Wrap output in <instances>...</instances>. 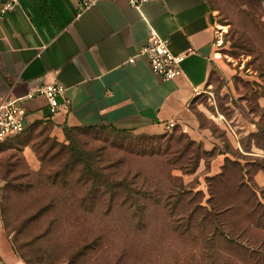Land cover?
<instances>
[{
  "label": "rangeland",
  "instance_id": "1",
  "mask_svg": "<svg viewBox=\"0 0 264 264\" xmlns=\"http://www.w3.org/2000/svg\"><path fill=\"white\" fill-rule=\"evenodd\" d=\"M207 2L222 44L190 128L56 135L36 123L0 144V226L20 259L264 264V0ZM212 216L236 242L215 240Z\"/></svg>",
  "mask_w": 264,
  "mask_h": 264
},
{
  "label": "crops",
  "instance_id": "2",
  "mask_svg": "<svg viewBox=\"0 0 264 264\" xmlns=\"http://www.w3.org/2000/svg\"><path fill=\"white\" fill-rule=\"evenodd\" d=\"M81 1L19 0L0 18V95L21 100L27 129L44 123L60 135L81 127L146 134L169 123L190 128V104L216 64L207 0H148L138 8L104 0L80 10ZM152 34L168 38L173 54H186L181 77L163 82L146 59L128 63ZM47 83L65 89L68 111L52 116L45 98H25ZM0 264H25L1 226Z\"/></svg>",
  "mask_w": 264,
  "mask_h": 264
},
{
  "label": "built area",
  "instance_id": "3",
  "mask_svg": "<svg viewBox=\"0 0 264 264\" xmlns=\"http://www.w3.org/2000/svg\"><path fill=\"white\" fill-rule=\"evenodd\" d=\"M100 1L104 0H82L79 4V9L86 10ZM125 1L131 7L138 8L148 0ZM18 4L19 0H5L0 5V18L9 12H13ZM222 35L223 33L221 31H215V47L222 44ZM136 57L146 59L151 72L163 82L173 81L183 75L182 63L186 58V54H173L170 51V40L168 38H162L157 34H152L137 55L128 60V63L133 64ZM36 95L45 98L52 116L69 110L70 101L65 97V89L58 84H44L34 92L29 93L25 98L31 100ZM174 126V124L169 123L166 129H172ZM26 129L27 111L21 104V100L0 95V144H3L12 137L23 134Z\"/></svg>",
  "mask_w": 264,
  "mask_h": 264
},
{
  "label": "trees",
  "instance_id": "4",
  "mask_svg": "<svg viewBox=\"0 0 264 264\" xmlns=\"http://www.w3.org/2000/svg\"><path fill=\"white\" fill-rule=\"evenodd\" d=\"M85 130H89V131H99V130H103L104 127H81ZM70 129H75V128H65L64 129V133H68L70 131ZM111 131H113L114 133L116 134H128L130 132L128 131H117L115 129H111ZM13 138V137H12ZM91 172V171H89ZM86 181H90L91 183V186L92 187H96L97 185H99L100 182H103L104 186L109 189L110 191H114L116 190V188H122L123 190H125L126 192H130L129 190V185L127 182H125V180H122V181H118V180H86ZM137 194H139V192H137ZM129 196V200L127 201L128 205H130L132 208H134L135 210V214L133 215L134 216V219L135 217H139L138 215H141V210L143 208V203L138 199V197L134 194H128ZM171 204H167L166 207H169ZM173 216V215H172ZM170 215V217H172ZM142 217H139L137 218L138 220H141ZM190 218V216H189ZM188 218V223L189 221H192V219H189ZM212 219L214 221H212V224H211V235L216 238L217 236V239L215 240H222V241H226L228 243L230 242H236V239H231L228 234L224 233L223 231H221V227H220V224H218V220L216 219L215 216H212ZM21 259H24V262L25 264H29V261H27L24 257L21 256Z\"/></svg>",
  "mask_w": 264,
  "mask_h": 264
},
{
  "label": "bare ground",
  "instance_id": "5",
  "mask_svg": "<svg viewBox=\"0 0 264 264\" xmlns=\"http://www.w3.org/2000/svg\"><path fill=\"white\" fill-rule=\"evenodd\" d=\"M220 28H221V29H224V27H221V26H220ZM216 57H219V55H217Z\"/></svg>",
  "mask_w": 264,
  "mask_h": 264
}]
</instances>
